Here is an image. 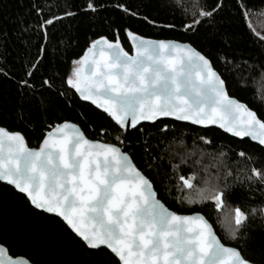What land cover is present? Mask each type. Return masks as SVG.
I'll list each match as a JSON object with an SVG mask.
<instances>
[{
    "label": "snow or ice",
    "instance_id": "1",
    "mask_svg": "<svg viewBox=\"0 0 264 264\" xmlns=\"http://www.w3.org/2000/svg\"><path fill=\"white\" fill-rule=\"evenodd\" d=\"M19 6L24 11L17 13L12 35L30 48H36L33 35L43 42L15 72L9 34L0 30V78L17 85L18 118L24 119L25 106L33 102L47 115L54 102L64 110L79 98L108 123L96 132L99 139H90L80 125L60 116L46 125L37 148L26 145L21 131L0 126V184L23 194L33 209L59 218L88 251L107 253L106 264H264V252L250 250L253 232L264 231V118L228 91V80L235 79L242 88L254 87V99L264 105V35L250 22L254 12H264V0L259 7L253 0H162L159 7L171 8L168 15L179 16V25L152 15L144 0L135 6L85 0L75 11L67 0H19ZM109 9L119 18L100 16ZM81 14L100 30L106 25L113 38L89 39L71 60L67 52L73 38L67 37L66 46L62 38L46 63L48 30ZM231 17L242 19L259 37L261 46L246 57L232 51ZM131 19L176 35H141L132 30ZM79 115L95 131L87 114ZM165 118L203 128L218 125L241 141L248 138L256 151L231 144L211 153L176 151L178 142L186 148L183 136H173L162 149L163 137L177 131L162 123ZM110 129H118L115 143L105 139ZM129 131L136 134L132 151L125 149ZM198 140L213 147L206 136ZM206 156L214 161L210 166L203 164ZM182 166L191 171L185 173ZM157 181L169 196L175 193V202L188 214L165 206L155 190ZM238 186L245 204L231 203ZM208 205L217 214L222 238L203 211L192 210ZM14 250L0 238V264H49L14 255Z\"/></svg>",
    "mask_w": 264,
    "mask_h": 264
},
{
    "label": "trees",
    "instance_id": "2",
    "mask_svg": "<svg viewBox=\"0 0 264 264\" xmlns=\"http://www.w3.org/2000/svg\"><path fill=\"white\" fill-rule=\"evenodd\" d=\"M49 2H51V0H49ZM67 2L69 5L73 6L72 10L75 11L83 8L85 0H67ZM102 2H107V0H102ZM122 2H130L135 6L139 4L141 0H122ZM144 2L148 5L147 11L152 15L158 14L159 18L167 21L175 19L177 25L181 23L179 16L173 17L168 15V13L172 11L171 8L159 7V3H161L162 0H144ZM253 2L259 7L262 0H253ZM23 11L24 8L19 6V0H0V30H6L9 34V49L12 53L9 62L15 61V72L20 71L21 61L26 56L33 55L38 49L39 43L43 42L42 36L37 40L35 35H33L31 39L36 44V48H30L27 44L22 43L12 35L16 27L13 21L17 13ZM105 15L111 20L112 18L118 19L120 13L109 9L107 12L100 13L101 17ZM250 22L256 32L260 33V35H264V12H254ZM128 23L132 25L133 31L148 37L164 38L176 35L167 30L161 31L159 28H153L147 23L139 20L131 19ZM100 29L101 25L93 24L89 20V17L84 14L78 15L75 18L65 19L61 23L56 24L48 30L50 41L48 43L49 56L46 63L48 60H51L52 53L55 51L56 45L62 38L65 46L68 44L67 37L71 36L73 38L71 48L67 52L68 60H71L73 56L82 54L83 50L88 46L89 39H95L96 36L105 34L108 35L109 39L113 38L112 34L107 32L106 25L103 26L102 30ZM228 30L234 41L232 51L234 55L238 57H246L249 53H253L261 46L259 37L250 32L245 26L244 21L240 18L231 17ZM120 35L123 47L126 51L130 52L131 47L127 38L124 36L123 32H121ZM202 38L203 35L201 34V39ZM200 47L205 51L209 50V45L207 43H201ZM212 51H215V47L212 48ZM17 57H19V59H17ZM61 67L66 68L67 64L65 63L61 65ZM37 86H39L38 83ZM16 88L17 85L14 82L0 78V126L11 131H21L29 147L37 146L43 138L42 134L48 130L46 125H54L58 122L57 118L60 116L80 125L90 139H99L96 132L100 130L102 125H107L108 123V120L101 114L100 110L95 109V107L91 106L88 102L79 100V98L73 100L70 109L64 110H61L58 101L54 102L47 115H45V113L36 106V103L33 102L32 105L25 106L24 119L20 120L17 111L18 105L16 101L18 98L16 95ZM228 91L231 96L236 97L249 107L257 110L261 118H264V105L258 104L254 99V87L242 88L235 79H229ZM81 111L87 114L95 131L84 124L79 115ZM162 123H167L170 129H177L176 132H169L167 137H163L164 143L160 145L162 149L169 144L173 136L177 138L183 136V143L186 145V148L180 146L178 142L175 147L176 151L192 152L193 149L196 148L197 151L202 149L204 152L211 153L216 151L218 146H227L229 144L246 148L249 151H256L254 143L249 139L244 138V140L241 141L212 126L203 128L191 125L187 122L174 121L171 118H165ZM143 126L148 129V131H155L154 128H150L147 124ZM117 131L118 129H110L111 135L105 137V139H109L111 142L115 143V140L112 138L115 137ZM200 136H206L211 139L213 147L201 144L198 140ZM135 143L136 134L129 131L127 141L125 142V144H127L126 150L132 151L129 145ZM135 154L138 160L140 157V150L136 149ZM195 158H199L198 155ZM194 159L189 161V165L194 163ZM213 162L210 156L203 158L204 165L210 166ZM182 167L185 173L191 171L189 166ZM155 190L159 193L158 198H160L169 209L178 213H188L180 204L175 202L174 192L169 196L166 191L162 189L160 181L156 182ZM236 197L240 198L239 201H237ZM236 197H233L231 203H247L243 198L244 190L239 188V186L236 190ZM210 208L211 205H208L203 209L194 207L192 210L203 211L211 222L216 225L215 231L218 236L222 238L223 234L221 233L220 227L217 225V214L214 211H209ZM0 238H7L9 242L14 245V255L44 259L48 261L49 264H106L107 253L103 251L99 253L88 251L70 232L66 231L59 218L33 209L23 194H16L11 187H5L2 184H0ZM251 244V251L264 252V231L258 229L253 232Z\"/></svg>",
    "mask_w": 264,
    "mask_h": 264
},
{
    "label": "water",
    "instance_id": "3",
    "mask_svg": "<svg viewBox=\"0 0 264 264\" xmlns=\"http://www.w3.org/2000/svg\"><path fill=\"white\" fill-rule=\"evenodd\" d=\"M130 44V43H129ZM130 47H131V45H130ZM130 54L132 53V48H131V50H130V52H129ZM230 95V94H229ZM234 97V96H233ZM234 98H236V97H234ZM237 99V98H236ZM187 123H189V122H187ZM190 124V123H189ZM197 126V125H196ZM198 127H201V126H198ZM212 127H215V128H217V129H219V130H221V131H223L224 133H226L223 129H221V128H219L218 127V125H212ZM7 129V128H6ZM9 131H11V130H9ZM129 133V132H128ZM128 133H127V136H128ZM226 134H228V133H226ZM229 136H231L230 134H228ZM232 137V136H231ZM236 138V137H235ZM43 139V138H42ZM41 139V140H42ZM239 139V138H238ZM246 139H248V138H246ZM40 143V142H39ZM26 145L28 146V144H27V142H26ZM29 147V146H28ZM37 147H39V144L37 145V146H34V147H30V148H37ZM126 147H127V144H125V149H126ZM166 206V205H165ZM167 207V206H166ZM169 210H171V209H169ZM171 211H173V210H171ZM181 214H188V213H181ZM18 256H21V255H18Z\"/></svg>",
    "mask_w": 264,
    "mask_h": 264
}]
</instances>
